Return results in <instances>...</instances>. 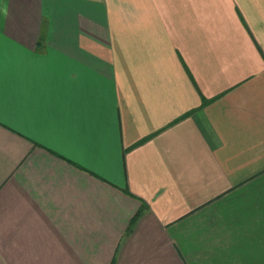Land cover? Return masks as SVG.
<instances>
[{
    "label": "crops",
    "instance_id": "1",
    "mask_svg": "<svg viewBox=\"0 0 264 264\" xmlns=\"http://www.w3.org/2000/svg\"><path fill=\"white\" fill-rule=\"evenodd\" d=\"M0 60V264H264V0H0Z\"/></svg>",
    "mask_w": 264,
    "mask_h": 264
},
{
    "label": "trees",
    "instance_id": "2",
    "mask_svg": "<svg viewBox=\"0 0 264 264\" xmlns=\"http://www.w3.org/2000/svg\"><path fill=\"white\" fill-rule=\"evenodd\" d=\"M207 102L204 101L202 103V106L205 105ZM145 207H143L135 216H133L129 222V227H128V231L131 229V227L133 226V224L136 222V220L141 216V214L143 213Z\"/></svg>",
    "mask_w": 264,
    "mask_h": 264
},
{
    "label": "snow or ice",
    "instance_id": "3",
    "mask_svg": "<svg viewBox=\"0 0 264 264\" xmlns=\"http://www.w3.org/2000/svg\"><path fill=\"white\" fill-rule=\"evenodd\" d=\"M3 71H4V68H3V61L0 60V82H2Z\"/></svg>",
    "mask_w": 264,
    "mask_h": 264
}]
</instances>
